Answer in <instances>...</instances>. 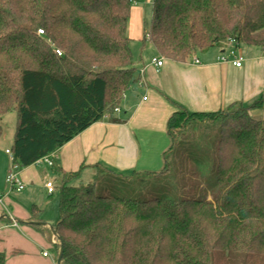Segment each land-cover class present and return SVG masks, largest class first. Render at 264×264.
<instances>
[{"label": "trees", "instance_id": "16d2710c", "mask_svg": "<svg viewBox=\"0 0 264 264\" xmlns=\"http://www.w3.org/2000/svg\"><path fill=\"white\" fill-rule=\"evenodd\" d=\"M132 6L0 0V116L17 112L11 152L20 169L99 121H125L116 109L138 80ZM231 39L264 48V0H153L142 41L183 63ZM169 101L176 110L161 171H136L105 194L96 181L70 184L80 172L64 173L49 228L31 207L27 223L54 242L57 258L64 246L62 264H264V94L215 112ZM160 172L152 197L127 194L132 178Z\"/></svg>", "mask_w": 264, "mask_h": 264}, {"label": "crops", "instance_id": "0c3cea01", "mask_svg": "<svg viewBox=\"0 0 264 264\" xmlns=\"http://www.w3.org/2000/svg\"><path fill=\"white\" fill-rule=\"evenodd\" d=\"M144 2L153 3V0H133L131 17L135 14L138 23L140 17L137 15L142 11ZM135 31L131 38L132 42H139L137 51L133 50L138 80L127 90L117 111V115L125 118V121L113 123L104 119L93 124L53 156V166L37 162L19 168L18 177L25 183V188L36 179L37 182L43 181L40 175L36 177L34 173V166L40 164L57 166L61 176L67 172H80L79 177L88 175L84 177L88 182H91V174L97 176L109 173L131 177L136 171H159L165 166V154L171 145L168 119L176 110L169 98L193 112H215L236 102L250 104L264 94L263 47L239 42V52L244 58L241 67L231 61L220 60L228 52L229 45L200 51L186 62L178 63L160 56L150 41L143 44L144 27L141 29L138 24ZM154 57L163 58V66H155L152 63ZM194 58H198L200 63H195ZM0 164V170L6 172L7 162ZM49 181L52 180H44L41 185L51 195L55 191L49 193L46 187ZM14 207L18 215L6 210L3 199L0 202V251L6 253V264H21L19 259L9 261L7 257L5 243L11 237L24 240L27 249L32 250L27 255L33 263L39 264L38 261L47 259L48 264H57L54 242H50L37 227L27 223L31 207L27 210L17 204ZM38 207L44 215V209ZM42 218L48 228L56 224L50 226L44 216ZM44 251H48L49 255L44 256Z\"/></svg>", "mask_w": 264, "mask_h": 264}, {"label": "rangeland", "instance_id": "374dc122", "mask_svg": "<svg viewBox=\"0 0 264 264\" xmlns=\"http://www.w3.org/2000/svg\"><path fill=\"white\" fill-rule=\"evenodd\" d=\"M142 11L139 12L137 15L139 18L140 23H138L137 18L132 15L130 22H129V35L133 36L135 34L136 27L138 24L140 28L143 29L148 27L151 22L152 18V10H153V3H143ZM131 27V28H130ZM136 45H139L138 41L132 42L131 46L132 49L136 52ZM130 91H128V94ZM0 124L3 126V133L0 136V163L3 161L7 162V170L6 172H2L0 170V196L3 198L6 210L10 211L13 215H18L16 213L15 204L20 205L22 209L27 210L33 204H37L42 209H44V219L47 224L52 226L56 223V220L59 215V200H60V186L62 185L63 177L59 174L60 172L57 171V166L49 167L45 164L35 165L34 166V173L37 177V174L43 178L40 182H31L26 188L22 190H17L11 186V183L8 182L7 176L13 169L12 162L9 161V156L6 153V150L9 148L11 150L14 135L17 126V112L11 111L2 116H0ZM10 155V154H9ZM170 159V158H169ZM2 165V164H0ZM2 169V168H0ZM155 170V169H151ZM160 169L159 171H161ZM90 173V172H89ZM91 174V173H90ZM167 173H157L156 175H148L146 178L145 176L139 178H132L133 184L129 190L128 195L140 198H149L152 197L155 193L161 190L162 186V179L165 177ZM92 177L90 178L91 181L97 182V192L100 194L116 192V189L119 187V184L130 177L128 176H121L118 174H100L94 175L91 174ZM88 176V175H87ZM87 176H82L75 178L70 184L78 185L80 183H86L84 179ZM85 177V178H84ZM132 177V176H131ZM50 179L54 182L55 185V192L51 195L47 193L46 190L42 189V183L44 180ZM131 179V178H130ZM84 180V181H83ZM135 183H139V185H134ZM14 209V210H13ZM6 241V251L7 257L9 261L11 259H19L21 264H35L33 260L29 257V254L32 250L27 249L28 247L25 246L23 243V239L18 237H11ZM54 241V238H53ZM29 252V253H28ZM55 252V250H54ZM38 261V260H37ZM39 264H48L47 259L38 261Z\"/></svg>", "mask_w": 264, "mask_h": 264}, {"label": "built area", "instance_id": "2783aa9c", "mask_svg": "<svg viewBox=\"0 0 264 264\" xmlns=\"http://www.w3.org/2000/svg\"><path fill=\"white\" fill-rule=\"evenodd\" d=\"M40 33H43V30H39ZM228 45H229V49H228V52L223 54L221 57H220V60L221 61H224V62H229L231 61L235 66L237 67H241L243 65V56L241 55V53L239 52V42L236 40V39H231L229 42H228ZM58 54H61V50H57ZM195 63H200L199 59L198 58H194L193 59ZM152 63L157 66V67H161L163 66L164 64V59L163 58H159V57H154L152 59ZM116 111H119V108L116 109ZM7 153L10 154V159H11V162H12V165H13V169L11 170V172L8 174L7 176V180L9 183H11V186L17 190H22L25 188V183L18 177V170H19V167L18 165H16L13 160H14V157H13V154L11 152V150H7ZM38 163H47L48 165L50 166H53L54 165V162H53V159L51 156H46V157H43L41 159H39L37 161ZM46 187L48 188V191L49 193H53L55 191V186H54V183L52 181H49L46 183ZM2 197L0 196V202H2ZM57 235V234H55ZM44 256H48L49 255V252L48 251H44L43 252Z\"/></svg>", "mask_w": 264, "mask_h": 264}, {"label": "water", "instance_id": "95a60500", "mask_svg": "<svg viewBox=\"0 0 264 264\" xmlns=\"http://www.w3.org/2000/svg\"><path fill=\"white\" fill-rule=\"evenodd\" d=\"M6 215H8V214H6ZM11 219H13V218H11ZM13 220H15L16 222H19L18 219H13ZM55 234H57L56 231H55ZM63 253H64V246L61 245V251H60V254H59L58 258H57V264H62V256H63Z\"/></svg>", "mask_w": 264, "mask_h": 264}]
</instances>
